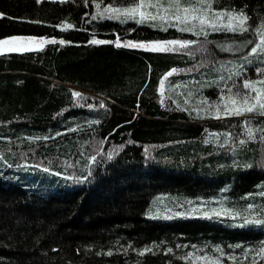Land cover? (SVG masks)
Returning <instances> with one entry per match:
<instances>
[{
  "label": "trees",
  "instance_id": "trees-1",
  "mask_svg": "<svg viewBox=\"0 0 264 264\" xmlns=\"http://www.w3.org/2000/svg\"><path fill=\"white\" fill-rule=\"evenodd\" d=\"M139 2L0 0V39L47 37L0 55V264H195L185 259L193 246L221 256L215 245L225 264H264V225L202 214L223 204L264 218V112L215 115L230 89L261 94L245 79L264 88V54L250 51L264 0H212L243 10L247 28L207 36L105 11ZM117 34L205 47H118Z\"/></svg>",
  "mask_w": 264,
  "mask_h": 264
},
{
  "label": "snow or ice",
  "instance_id": "snow-or-ice-1",
  "mask_svg": "<svg viewBox=\"0 0 264 264\" xmlns=\"http://www.w3.org/2000/svg\"><path fill=\"white\" fill-rule=\"evenodd\" d=\"M106 12L112 13L113 19L121 20L122 22L132 19L136 20L140 24H150L153 28H161L167 31L168 27L171 25L178 28L182 32L193 33L195 36H207L209 31H221L227 28L231 31L244 32L247 28L245 21L248 20V16L243 12V10L237 11L235 9L229 10L227 8H215L213 7L212 0H199L198 3H182L181 0H167V3L162 2V0H140L139 3H135L129 7L115 8L109 4L105 10ZM120 13H123L121 16ZM5 13L0 11V16H4ZM176 22V23H173ZM71 27V25H69ZM134 30V29H131ZM47 37H35V36H24V35H11L0 39V51H20L26 50V47L30 42H38L37 47L42 46L43 42ZM53 41L57 37H51ZM260 43L253 46L250 51L251 53H256L258 56L264 54V32L259 36ZM65 42L61 39V43ZM112 41H103L93 36L91 43H104ZM116 46H121L125 44L131 47L151 50V51H161L167 52L169 50H183L189 45H199L202 49L205 44L201 41H197L191 38H170V39H153V40H124L120 39L119 34H117L115 39ZM241 47H246L247 44L252 43L251 40L240 41ZM223 47V45H219ZM230 47V46H229ZM251 63V60L248 61ZM177 69L172 68L170 72H175ZM256 71L262 72L264 69L257 67ZM170 74V73H168ZM240 73L237 72V75ZM264 79V78H262ZM243 84L247 88H253L258 94L253 101L250 98L249 93H241L239 91L232 93L229 90V95L232 97L231 103L228 104L223 113L217 108L215 115H239L242 112H250L252 110H257L259 112H264V88H256V82L245 79ZM75 96H81V93L74 92ZM221 95H224L222 92ZM236 97H240L239 100ZM247 127L248 121H244ZM256 129L249 128L248 135L252 136ZM231 134L229 133V136ZM254 138V137H253ZM228 141H225L227 143ZM243 142V141H241ZM122 147V146H118ZM107 156L109 159L112 158L113 152H108ZM92 161L96 160V157L90 158ZM91 174V173H90ZM81 179H86V177H81ZM212 199H215L213 197ZM203 207V205H201ZM247 209H253V204L249 203ZM215 211L217 215H230L234 219L236 217H241L240 223H255L257 225H264V218H260L257 213L249 211L247 216H244L240 211H235L232 209L221 210L211 209L209 212L202 213L205 216L211 214ZM217 251H220L221 256L226 255L220 247V245H215ZM194 251H189L185 256L193 257L196 260L210 261L211 264H223L222 260L214 256H209L205 253L203 256L196 255L195 246H193ZM147 251V249H145ZM264 252V247L260 249ZM229 258H232L231 256Z\"/></svg>",
  "mask_w": 264,
  "mask_h": 264
},
{
  "label": "rangeland",
  "instance_id": "rangeland-1",
  "mask_svg": "<svg viewBox=\"0 0 264 264\" xmlns=\"http://www.w3.org/2000/svg\"><path fill=\"white\" fill-rule=\"evenodd\" d=\"M162 2H164V3H167V0H162ZM106 14H108L109 16H111L112 17V13H110V12H106ZM120 15L122 16L123 15V13H120ZM116 20H118V19H116ZM173 23H176V22H173ZM38 42H30L29 43V45L26 47V50H34V49H38V48H40V47H42L43 46V44H44V42H43V44H42V46H40V47H37L36 46V44H37ZM191 47H193L194 48V45H189V46H187V48H185V49H190ZM25 50V51H26ZM177 50H180V49H177ZM191 50H193V51H195V49H191ZM6 52H11V51H0V55L1 54H3V53H6ZM163 196H159V199L160 198H162ZM223 207V208H225V205H220V206H218V208L219 207ZM227 209V208H226ZM230 209V208H229ZM233 210V209H232ZM236 211V210H235ZM217 251V250H216ZM220 253V252H219ZM209 254V256H214V257H216V258H219V259H221L222 260V262H223V264H225V262H224V260L221 258V256H219V255H213V254H210V253H208ZM196 255H198V256H203L204 254H198L197 252H196ZM249 256H255L254 257V259H253V261H255V259L256 258H258V254H257V256H256V254L255 253H251V254H246L245 255V258H248ZM227 257H229V256H227ZM229 260H230V262L232 263V264H238L236 261H235V259L236 260H238V259H241V258H239V256L238 257H236V258H234V257H232V258H228ZM194 260V262H195V264H211V262L210 261H204V260H196V259H193ZM257 262H258V260H257ZM257 262H253L254 264L255 263H257Z\"/></svg>",
  "mask_w": 264,
  "mask_h": 264
},
{
  "label": "water",
  "instance_id": "water-1",
  "mask_svg": "<svg viewBox=\"0 0 264 264\" xmlns=\"http://www.w3.org/2000/svg\"><path fill=\"white\" fill-rule=\"evenodd\" d=\"M45 1H51V2H67V1H70V0H45ZM131 47V46H129Z\"/></svg>",
  "mask_w": 264,
  "mask_h": 264
}]
</instances>
